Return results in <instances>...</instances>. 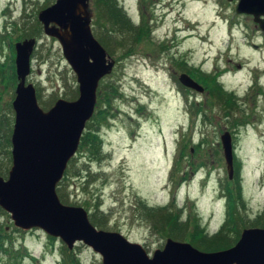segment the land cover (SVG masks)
Listing matches in <instances>:
<instances>
[{"label":"rangeland","instance_id":"1","mask_svg":"<svg viewBox=\"0 0 264 264\" xmlns=\"http://www.w3.org/2000/svg\"><path fill=\"white\" fill-rule=\"evenodd\" d=\"M55 2L0 0V174L6 178L12 166L7 138L11 140L15 121L16 43L36 33L27 80L35 85L44 110L60 98L79 96L77 75L60 41L38 26L39 12ZM114 2L131 24L147 26L149 33L135 41L129 31L109 32L111 23L104 26L96 1L90 0L93 34L115 66L99 81L95 112L84 131L97 134L101 149L93 154L89 144H80L58 184L60 199L84 207L97 228L123 233L150 255L169 237L219 251L192 243L191 231L198 223L210 237L221 232L227 225L230 188L234 214L243 219L235 232H228L231 241L223 236L234 246L244 229L264 227V30L252 14L236 12L239 0ZM108 33L112 40L106 43ZM3 36L11 39L10 45ZM122 38L125 44L117 42ZM195 69L212 75L211 80L216 76L228 90L225 98L235 96L237 106L228 109L210 90L182 89L180 74ZM197 101L201 111L195 116ZM191 116L194 123L189 124ZM226 131L233 138L238 178L236 172L231 179L228 175L221 141ZM144 206L177 215L186 229L174 236L158 230ZM0 229L6 239L0 264H63L66 243L42 228L16 226L2 207ZM72 253L75 264H103L102 256L81 241Z\"/></svg>","mask_w":264,"mask_h":264},{"label":"water","instance_id":"2","mask_svg":"<svg viewBox=\"0 0 264 264\" xmlns=\"http://www.w3.org/2000/svg\"><path fill=\"white\" fill-rule=\"evenodd\" d=\"M89 4L90 0H56L38 16L44 32L60 41L77 75V99L60 98L45 111L34 84L27 83L37 39L16 43L18 84L13 101L12 166L8 178L0 174V206L24 230L42 228L61 238L70 249L76 241H82L102 256L103 264H264V227L244 229L234 246L219 251H203L190 242L169 237L162 249L150 255L141 243L123 233L98 229L84 207L61 201L58 183L95 112L99 81L115 66V60L93 34ZM237 12L252 14L264 30V0H239ZM180 81L200 92L205 89L187 73L180 75ZM221 140L232 178L231 133H223Z\"/></svg>","mask_w":264,"mask_h":264},{"label":"trees","instance_id":"3","mask_svg":"<svg viewBox=\"0 0 264 264\" xmlns=\"http://www.w3.org/2000/svg\"><path fill=\"white\" fill-rule=\"evenodd\" d=\"M95 1H96V5L98 7L99 16L101 19H103L104 26L106 25V22L111 23V27H110V29H108V30H110L109 32H112V31L127 32V31H129V33L134 34L135 41L140 40L142 35L145 33V31H146V33H149L147 26H145V27L134 26V24H131L128 17H126L124 11H122V8H120L118 6V4L116 2H114V0H95ZM40 24L41 23L38 22V26L41 27V30H42V26ZM37 31H38V29L35 32H37ZM35 34H30V36H32V37L36 36ZM107 37H108V39H105V42L109 43L112 40V35L111 34L109 35V33H108ZM5 39H6V37L3 36V40H5ZM123 40H124V38L118 40L117 42L119 44H125V41H123ZM132 48H133L132 46L127 47V49H128L127 52L129 53L130 51H132ZM11 49L13 51V54L15 55L13 43L11 44ZM181 63H184V60H181ZM187 72L190 73V75L193 76L200 83H202V84L204 83L207 87L210 86L207 88L204 85L206 87V90H210L211 93L214 92L215 94H217L220 99H224L225 101L223 103L225 104V106L228 109H233L237 106L235 100H233V97L236 99L235 96L232 95V100L226 99L227 97L230 96L228 94V90H226L222 86V84L218 81L219 79L216 76H214V79L211 80L213 76L208 75L205 71H203L201 69H195L192 71L190 70ZM115 90H117V89H115ZM184 90L192 91V89L186 88V87H184ZM200 111H201V106L197 108V112L199 113ZM229 113H232V112L229 111ZM101 114L105 115L103 109H101ZM93 134L94 135H89V133L84 134L82 137L81 146H82V143L89 144L91 152L93 154H98L99 150L101 149V142H100V139H98L97 134H95V133H93ZM7 142L10 146V144H11L10 143V137L7 138ZM185 147H186V145H183V148L181 149V156L185 153V149H184ZM236 158L237 157L235 155V168H236V175L238 178L240 173L238 172L239 169L236 166ZM239 190H240V187H239ZM227 191H228V194L230 197L231 217H230V220L227 223V225H225L221 229V232L214 235L213 237H210V235L209 236L207 235L205 228H203L198 223H195V226L193 228L194 230L191 231L193 234L192 239H191L192 243H194L195 245H197L198 247H200L202 249L210 250L212 247L224 249L226 247H229V245L231 246L232 242H228L224 238L225 237L224 235H228V232H235L236 229H238V227H237L238 223L239 222L241 223L243 220L242 218L237 217V214H234L235 204H233L231 202V196H233V194L231 193L230 188H227ZM0 209H1V207H0ZM143 209L146 210L147 215L156 218L154 225L156 226V228L158 230L160 229V230H164L166 232H170V235L174 236L177 234V232H180V231H183V229H186L184 227V225L181 223V221L178 220V216L173 214V213H166V212L163 213L160 211L156 212V210H154V209H153V211H151L150 209H152V208L149 209L145 206L143 207ZM147 210H148V212H147ZM158 212H160V213L157 214ZM92 216H93V213H92ZM257 220L260 221V218H258ZM228 238L230 240L231 237H229V235H228ZM2 240H3V244H4L6 239L4 237L3 230L0 229V250L3 249ZM65 249L66 250H64L65 256L63 259V264H75L76 259L74 258L72 251H69L66 247H65ZM65 257H68L69 260H67Z\"/></svg>","mask_w":264,"mask_h":264}]
</instances>
